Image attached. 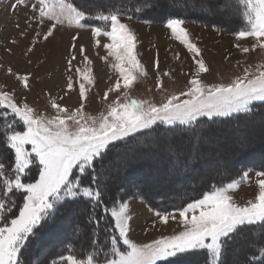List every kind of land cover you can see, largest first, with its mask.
Masks as SVG:
<instances>
[{"label": "snow or ice", "instance_id": "snow-or-ice-1", "mask_svg": "<svg viewBox=\"0 0 264 264\" xmlns=\"http://www.w3.org/2000/svg\"><path fill=\"white\" fill-rule=\"evenodd\" d=\"M239 4L244 8V26L235 31L234 36L245 43L234 47L241 54L264 49V0H239ZM222 6L228 8L229 4L225 2ZM152 7L151 0H140L133 14ZM10 8L12 11L27 9L31 13L20 33L26 37L29 30L35 33L25 55L33 52L41 38L43 42L54 39L64 26L90 28L96 47H101V37L107 38L109 42L102 45L107 56L102 59H114L112 68L118 77L103 91L101 100L108 101L110 93H120L122 89L124 99L121 101L118 94L97 116L85 113L87 92L95 83L91 67L86 71L76 68L80 103L74 110L57 102L63 100V96H53L49 106L54 114L44 115L26 99L18 101L14 90L0 89V147L11 156L10 163L0 159V264H29L26 254L33 242L39 241L40 231L53 223L62 210L73 211L78 205H87L90 211L82 223L75 225L74 235L84 236L88 247L96 251L62 256L65 264H177L172 258L191 256L202 257L203 264H229V255L235 253L236 238L246 229H264V171L256 173L258 191L253 199L238 203L233 195L240 184L247 181L249 173L245 171L239 180L213 187L182 207L170 212L156 211L154 227L156 223L167 226L170 220L178 219L181 230L148 243H136L130 238L133 217L129 203L123 196L118 200L113 195L106 200L111 191V177L104 161L117 142L136 140L137 134L143 136L145 130L155 132L164 125L187 126L178 130L191 132L195 138L189 148L190 158L204 139L199 131V118L214 121L216 117L251 114L255 102L264 103V64L258 65L255 72L245 69L242 76L227 84L206 83L202 75L210 69L201 49L184 27L185 20L170 14L165 26L192 54L194 70L189 74L186 90L155 104L129 95L135 83L148 73L136 53L135 33L122 22L124 9L115 6L106 9L102 5L93 9L87 2L77 3L76 0H13ZM219 10L220 6H216V11ZM207 11H213L210 0ZM15 27L20 28L19 22ZM37 28L44 30L37 31ZM78 38V35L71 37L69 71L77 59ZM16 42L12 40L13 44ZM79 54L86 65H91L83 45L79 46ZM176 58L179 59L178 53ZM155 67H159L158 58ZM7 74L14 75L24 89H30L31 74L13 73L11 67ZM156 87H164L162 79H157ZM73 88V78L69 76L67 90ZM169 130L177 129L170 127ZM168 150L175 157L174 165L178 166L181 163L179 147L170 142ZM119 192L127 195L124 189ZM250 245L251 257L245 254L242 264H264V235L254 238Z\"/></svg>", "mask_w": 264, "mask_h": 264}, {"label": "rangeland", "instance_id": "rangeland-1", "mask_svg": "<svg viewBox=\"0 0 264 264\" xmlns=\"http://www.w3.org/2000/svg\"><path fill=\"white\" fill-rule=\"evenodd\" d=\"M82 1L83 3L87 2L89 6L92 3L110 4L112 2V0ZM131 1L140 3V0ZM151 1L154 8H157V11L151 13V17L156 21L161 20L162 14L168 11L167 7L162 5L168 2L171 8H178L183 11L193 9L195 12L206 14L205 16L203 15L205 19L212 18L223 26L228 25L227 27L230 30L234 29L232 24H230L232 22V17L225 15L226 12H229L237 17V14L232 11L233 4L229 0H226L229 4L228 8L222 6L225 3L224 0L222 1L223 4H218L216 0H210L213 6V11L211 13L207 11L209 0ZM12 3L13 0H0V89L14 90L18 101L24 102L26 99V102L30 106L38 113H43L44 115L54 114L49 106V100L53 96H63L64 99L58 100L57 102L74 110L76 107H79L80 103L76 68L79 67L82 71H86L88 67H91L95 83L87 92L88 99L85 101V113L97 116L101 111L106 110L107 103L114 100L118 94L120 95L121 101H123V89L120 93H110L108 101L102 102L101 100L103 91L110 87L118 77V74L112 68V64L115 63L114 59L112 57H108L107 60L102 59V57L107 56V50L102 47L104 43L109 42L107 38L101 37V47H96L90 28L85 27L77 29L64 26L56 32L54 39L43 42L41 38V42L37 44L33 52L25 55L27 47L30 46V40L35 33L29 30L27 37L20 33L21 30L25 28V20L31 13L27 9L20 8L12 11L10 8ZM217 5L220 6L219 11H216ZM121 19L122 22L126 23L135 33L137 38L136 53L138 59L145 66L148 73L146 77H141L135 83L133 89L129 92L130 97L160 104L163 103L168 96L186 90L188 86L187 81L190 78L189 74L194 70L192 54L189 53L179 41L171 36L170 30L165 26L166 22H146L134 18L129 19L127 16L123 15ZM17 22H19L20 28L15 27ZM229 24L231 26H229ZM33 27H35V24H33ZM184 27L188 29L192 41L201 49L203 59L210 69L208 73L202 75L206 83L227 84L237 76H242L245 69H248L249 72H255L258 65L264 64V49L257 48L255 51L248 54H241L234 45L245 42L237 41L234 34L224 31L223 28L204 26L188 21H185ZM43 30L44 29L37 28V31ZM73 35H78L79 37L76 41L77 48L75 50L77 59L73 61L72 70L69 71L67 59L71 55L70 43ZM13 39L17 41L15 44L12 43ZM249 41H251V38H249ZM251 42L254 43V41ZM80 45L85 47V55L92 61L91 65H86L83 62V57L79 54ZM7 49H11L12 51L8 52ZM177 53L179 54V59L176 58ZM157 58L159 60L158 68L155 67ZM29 60L31 61L30 63L28 62ZM9 67L12 68L13 73H19L20 75L31 74L30 89H24L14 75L7 74V69ZM165 72H168L169 75L164 76L163 74ZM69 76L73 78L74 84V88L71 91L67 90V78ZM158 78L163 81L164 87L162 89H157L156 87ZM66 92L67 95H65ZM257 104L264 103L255 102L254 106ZM238 114H234L233 116ZM220 118L224 119L230 117H216L215 119ZM202 119L207 118H199V120ZM258 119L254 121L244 120V122L240 124L241 126L235 130L227 127V133H223L224 135L211 132L204 137V139L199 142L198 151L192 152L190 155V165L196 164L199 159V161H201V165L194 169V171L190 169L183 171L180 169L178 170V166L173 163L175 157L171 156L169 153V143L166 145L160 142L157 147H150V149L146 151L142 150L144 153L131 151L129 154H125L114 161L108 162V164L111 165L109 171L111 181L114 184H118L119 182L121 184L128 183L134 185L132 181H127L125 179L118 181V177L127 169L129 164L138 163L140 166L138 165L135 171L139 177L144 176L143 184L151 189L149 193L153 194L162 190V192L164 191L162 194L164 200L187 194L197 184L200 185L203 183L202 180L205 182L206 178H210L215 173L217 174H215V178H218V176L221 177L230 170H237L239 160V162L246 161L247 163H253L262 157V155L259 154L260 152L256 151L257 149L251 148V146L254 147L252 143H250L251 145L248 143L247 147L244 148L249 149L244 150L246 153H242L241 150L243 148L239 146L238 152L234 150L236 154L234 151V154L230 151V154L225 155V157L220 156L218 149L208 154L200 150V146L202 145L203 147L205 145L208 147L214 144L216 146H221L226 142H243L245 136L251 139V141L254 140L253 142H258L256 141L258 138L264 140V117L262 116ZM164 126L168 128L176 127ZM257 126L259 127L256 128ZM253 128L256 129L254 130ZM252 129L255 135L252 133L247 135V132ZM190 142H185L186 145H184V142L177 144L181 151V158H189ZM263 144L258 149H264ZM160 147L165 148L161 149ZM236 150H238V148ZM199 152L200 154L198 155ZM238 153L239 155L237 156ZM167 159H172L173 161L166 166ZM162 160H164V164H161ZM261 161H263L262 165L264 166V159H261ZM145 164H148V166ZM190 171L199 173L197 181L190 185L188 183L184 184L182 191H178L181 180L176 176V172L188 173ZM247 172L249 173L247 181L241 183L239 189L233 193L238 203H245L247 200L253 199L258 191L256 181L259 177L256 176L257 171L249 169ZM127 202L130 205V215L133 217L130 222V238L134 242L148 243L162 235H171L181 230L178 219L177 221L170 220L167 226L156 223L154 227L153 224L157 220L155 210L150 209L142 200L137 198H129ZM64 218V220L58 223V226L55 228H47L48 231H45L44 234L41 235L42 237L40 236V239L42 238L41 242H43L41 244L42 246L37 248V243L33 242L30 252L26 254L27 257L29 255H34V252H38L36 255L38 256L40 254L38 259L39 264H53V261H55V264H65L62 258L50 261L51 259H46L44 256H48L49 253L54 256V248H60L62 242L66 238L76 239L77 236L74 235V226L78 224L81 219L84 220L86 216L84 215L83 218H80L76 215H69L68 218L67 216ZM250 241L249 236H244L234 242L233 247L235 248V253L229 255V264H238V262L242 264V261L246 258L245 254L252 250ZM44 243L48 244V246L44 245ZM43 257L44 259H42ZM193 259V257H190L186 262L192 264L194 263Z\"/></svg>", "mask_w": 264, "mask_h": 264}, {"label": "trees", "instance_id": "trees-1", "mask_svg": "<svg viewBox=\"0 0 264 264\" xmlns=\"http://www.w3.org/2000/svg\"><path fill=\"white\" fill-rule=\"evenodd\" d=\"M222 1L223 0H216V2L218 4H223ZM224 1L226 2V0H224ZM229 1L232 2V4H233L232 5V11H234L237 14L238 18L236 17V19L239 21V24H237L238 26L237 25H235V27H234V25L232 26L234 28L232 30H230L227 27L228 25L223 26L218 21H215L212 18H210L211 20L205 19L204 16L206 14L204 15V13L195 12V11H193V9L183 11L182 9L171 8L170 4L168 2L162 4L164 7L165 6L167 7L168 11L166 13H163L161 20H158V21L154 20L153 17H151V13L157 11V10H155L154 6L149 11H144L142 13L133 14V9L139 5V3L136 1L133 2L131 0H112V2L110 4L92 3V4H90L89 7L95 9L96 6L102 5L104 8L107 9L111 6H115L116 8H121V9H124L126 11V14L123 16H127V17L131 16L134 19L146 21V22L147 21H149V22L155 21V22H160V23L164 22L165 23V22H167V19L169 18L170 14L178 15L179 18H182L185 21L194 22V23L204 25V26H214L217 28H223L224 31L231 33V34H234L235 31L239 30L241 27L244 26L243 17H242V13H243L244 8H243L242 4H239V0H229ZM76 2L77 3H83L82 0H76ZM151 3H152V1H151ZM238 4H239V11H237V5ZM92 23H96V22L93 21ZM237 116L239 117V119L236 118ZM262 116L264 117V104H259V105L257 104L254 106L253 113H251V114L242 113V114H238V115H235L233 117H230V118L215 119L214 121H209L208 119H202V120H200L199 131H202L203 137H206L209 133L217 132L218 130H219V132H220V130L221 131L223 130L222 132H225L227 130V127H229L230 129L233 128L234 130L238 129L241 126L240 124H242V122H244V120L254 121V120H256ZM258 120H260V119H258ZM184 127H187V126H176L175 129H177V130L170 131L168 127L160 126L159 128L156 129L155 132H151L150 130H145V133H146L145 135L140 136L139 134H137L138 139H136V140H132L131 138H129V142H127V143L117 142L116 147L111 148L110 151L108 152V155L105 158V161H104L105 167L110 171L111 165H109L108 162L114 161L115 159H118L125 154H129L131 151L144 153V152H142V150L146 151L147 149H150V147H157V145L160 142H162L166 145L170 142L177 145L179 142L182 143L183 141L184 142H187V141L190 142L191 141L190 142L191 144H192V142L194 143L195 138L191 132H182V131L178 130V129L184 128ZM222 132H220V133H222ZM164 148L165 147H163L161 149H164ZM0 159H5L6 163L11 162L10 154L5 153L2 147H0ZM181 159H183V160H181L180 165H178V170L180 169L183 171L186 169H190V170L194 171V169L197 168V164H198L197 162H196V164L190 165V161H189L190 158L185 157V158H181ZM167 160L168 161L166 162V166L173 161L172 159H167ZM185 160L187 161L186 164L184 163ZM138 165H139L138 163H134L131 165L129 164V166L127 165L128 166L127 169L123 173H121L118 177V181L125 179L127 181H132L134 185H130L128 183L121 184L118 182V184L114 185V187L116 186V188H114L112 186L113 182L110 181V185L112 184L111 185V191L108 193V196H106V200L108 199L109 196H113V195H115L118 200L120 199V196H123V199L126 201L129 198H137V199L142 200L150 209H153L155 211L167 210L170 212L175 208L182 207L184 204H186L187 202H190L191 200L200 198L204 192L209 191L213 187L227 184V183L231 182L232 180H239L242 173L245 171H248L249 169L255 170L257 172L264 171V166L258 165L255 162H253V163L238 162V169L237 170H232V172L229 171V174H228V172H226L225 175L218 177V178H214V177L211 178L210 177L209 178L210 180L209 179L205 180L204 186L201 189L199 187H201V184H203V183H201L200 185L199 184L196 185V186H199V187H197V188H199V190L195 186L187 194L176 196L173 199H169V200L165 199L164 200L162 198V194L164 193V191L163 192L159 191V192L153 193V194L149 193V191L151 189L143 184L144 178L140 177L141 178L140 179L139 175L135 171ZM192 171H190L188 173H184V172L177 173L176 172V176L179 177V179L181 180V185H179L178 191H180V192L182 191L184 184L188 183L190 185V184L194 183L195 181H197V175L199 177V173L198 172L197 173L192 172ZM193 175H196V180H194L192 182L190 180H191ZM137 180H139L140 182ZM119 189H124V191L127 193V195L120 193ZM137 192L139 193L138 195H133V193H137ZM73 211H75V212L78 211V214H77L78 217L83 218L84 215L87 217V214L90 211V208L87 205H78V206H74ZM73 211L65 212L62 210V213L56 217V220L53 223L46 225L40 231L39 235L41 236L42 234H44L45 230H47V228H49V227L55 228L56 226H58V223H60L62 220H64L65 216H67V218H68L69 215H71L70 212L72 213ZM82 222H83V219H81V221L79 223H82ZM262 235H264V229H260L259 227H253L252 229H246L244 231V233H242L241 235H239L236 238L235 242L240 237H244V236L248 237L249 236V239L252 241L254 238H256V239L260 238ZM41 241H42V238L39 239L38 242L34 241L38 245L37 248H39L41 246V243H42ZM100 242L102 243L103 241L101 240ZM258 246L259 245H257L256 247H258ZM53 251H54V256L51 253H49L48 256H44V257L46 259H51L50 261H52V260H55L58 258H62V256H67L68 254L87 255L88 253L95 252L96 249L88 247V240L84 236H80L79 238L77 237L76 239L66 238L62 242L61 247L60 248H54ZM251 253H252V250L247 252V258L251 257ZM36 254H38V252H34V255H32V256L29 255L27 257L29 259V264H37V261H39L38 259L40 257V254L38 256ZM44 257L42 259H44ZM191 257L194 258L193 259L194 263H192V264H203V258L202 257H200V256H191ZM188 258H190V257L173 258V260H177V264H189L188 262H186Z\"/></svg>", "mask_w": 264, "mask_h": 264}, {"label": "bare ground", "instance_id": "bare-ground-1", "mask_svg": "<svg viewBox=\"0 0 264 264\" xmlns=\"http://www.w3.org/2000/svg\"><path fill=\"white\" fill-rule=\"evenodd\" d=\"M217 6H218V5H217ZM156 9H157V8H155V10H156ZM153 10H154V9H153ZM225 15H228V17H229V16L232 17V19H231V20H232V22H231L232 26L234 25V27H235V25L239 24V21L236 19V16H235L234 14L229 13V12H226ZM195 16H196V15H195ZM220 22H221V21H220ZM224 25H225V24H224ZM229 26H231V25H229ZM237 26H238V25H237ZM231 29H232V28H231ZM261 126H262V125H261ZM261 126H260V127H261ZM252 127H253V126H252ZM252 127H251V128H252ZM254 127H255V126H254ZM258 127H259V126H257L256 128H258ZM256 128H255V129H256ZM263 128H264V127H263ZM253 129H254V128H253ZM253 129L250 130V131H248V132H247V135H248V134H251V133L253 134V133H254V130H255V129H254V130H253ZM261 129H262V127H261ZM261 129H260V130H261ZM248 130H249V129H248ZM222 131H223V130H222ZM222 131L220 130V132H222ZM224 131H225V130H224ZM258 131H259V130H258ZM258 131H257V133H258ZM220 132H219V130H218V131H217V134H223V133L225 134V133H227V131L222 132V133H220ZM262 132H263V131H262ZM215 133H216V132H215ZM224 134H223V135H224ZM253 135H255V134H253ZM214 136H215V135H214ZM261 136H262V135H261ZM243 137H244V136H243ZM243 137H242V138H243ZM181 141H182V140H181ZM242 141H243V139H242ZM253 141H254V140H253ZM253 141H251V139H249L247 136H245L243 142H241V141H240V142L238 141V143H235V142H232V143L228 142V143H227V142H226V143L222 144L221 146H220V145L216 146V145L214 144L215 146H214V145H213V146H210V145H209L208 147H207L206 145H205L206 147H205V146L203 147V145H202V146H200V150H201V151H204V152H206V153H209V152H213L214 150L218 149V153H220V156H221V157H225V155H229V154H230V153H229L230 151H232V153H233L234 150L238 152V151H239V148H240L239 146H241V148H243V149L241 150L242 153H244V152L246 153V151H244V150H247L248 148H247V149H244V148L247 147V144H248V143H249V145H251L250 143H252V144H254V145H253L254 147L251 146V148L257 149L256 151H257V152H260L259 154L262 155V157H260V159L258 158L259 160L256 161L255 163L258 164V165H262L263 161H261V159H262V160L264 159V149H258V148H260V146H262V144L264 143V140H261V138H260V139L258 138V140H256V141H258V142H253ZM167 142H168V141H167ZM183 142H184V141H183ZM210 142H211V141H210ZM210 142H209V143H210ZM179 143H180V142H179ZM187 144H188V143H187ZM216 144H217V143H216ZM184 145H186L185 142H184ZM188 145H189V144H188ZM188 145H187V146H188ZM211 145H212V144H211ZM263 145H264V144H263ZM237 148H238V150H236ZM248 150H249V149H248ZM259 150H260V151H259ZM156 151H157V150H156ZM201 151H200V152H201ZM235 151H234V152H235ZM200 152L198 153V155L200 154ZM201 153H203V152H201ZM227 153H228V154H227ZM239 153H240V152H239ZM239 153L237 154V156L239 155ZM233 154H234V153H233ZM235 154H236V152H235ZM240 155H241V153H240ZM234 158H235V157H234ZM239 158H240V156H239ZM181 160H183V159H181ZM199 160H200V159H199ZM199 160H198V162H197V163H198V164H197V167H199V165L201 164V161H199ZM236 160H237V159H236ZM236 160H234V161H236ZM135 161H136V160H135ZM239 161H240V160H239ZM239 161H238V162H239ZM241 161H242V160H241ZM146 162H147V161H146ZM232 162H233V160H232ZM245 163H247V162L245 161ZM141 164H142V163H141ZM143 164H144V163H143ZM161 164H164V160L161 161ZM145 165L148 166V164H145ZM145 165H143V166H145ZM139 166H140V165H139ZM223 167H224V166H223ZM225 168H226V167H225ZM226 169H227V168H226ZM227 171H228V170H227ZM230 171L232 172V170H230ZM133 172H134V171H133ZM173 174H174V173H173ZM173 174H172V175H173ZM215 174H216V173H215ZM215 174H213V175L211 176V178H213V177L215 178V176L217 175V174H216V175H215ZM228 174H229V171H228ZM141 177H144V176H141ZM218 177H219V176H218ZM137 178H138V177H137ZM139 178H140V177H139ZM197 178H198V176H197ZM140 179H141V178H140ZM142 179H143V178H142ZM208 179H209V178H208ZM194 180H196V176H195V175L192 176V178H191L190 181L193 182ZM206 180H207V178H206ZM209 180H210V179H209ZM137 181H139V180H137ZM155 181H157V180H155ZM202 181H203V184H201V187L196 186V188L199 187V188L201 189V188L204 186V180H202ZM139 182H140V181H139ZM206 182H207V181H206ZM137 183H138V182H137ZM156 183H157V182H156ZM156 183H155V184H156ZM112 184H113V185H112ZM112 184H111V185H112L113 187H114V185H116V184H114V183H112ZM140 184H141V183H140ZM205 184H206V183H205ZM111 185H110V186H111ZM205 186H206V185H205ZM113 187H112V188H113ZM114 188H116V186H115ZM155 188H156V187H155ZM199 188H197V189L199 190ZM153 189H154V188H153ZM194 190H195V189H194ZM198 190H197V191H198ZM161 191H162V190H161ZM75 213H76V214H75ZM77 214H78V211H77V212L73 211V212L71 213L72 216L76 215V216L78 217ZM76 223H77V222H76ZM45 231H48V229L45 230ZM44 242H45V241H44ZM42 243H43V242H42ZM42 243H41V244H42ZM44 245H47V246H48V244H45V243H44ZM41 246H42V245H41Z\"/></svg>", "mask_w": 264, "mask_h": 264}]
</instances>
